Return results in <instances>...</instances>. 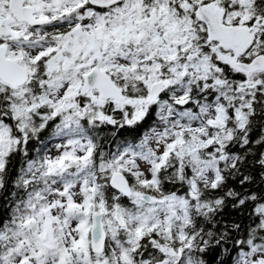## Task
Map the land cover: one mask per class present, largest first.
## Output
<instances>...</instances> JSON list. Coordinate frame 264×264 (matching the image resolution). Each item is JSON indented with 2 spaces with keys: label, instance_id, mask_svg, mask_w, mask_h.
<instances>
[{
  "label": "snow or ice",
  "instance_id": "6c2138e0",
  "mask_svg": "<svg viewBox=\"0 0 264 264\" xmlns=\"http://www.w3.org/2000/svg\"><path fill=\"white\" fill-rule=\"evenodd\" d=\"M0 264H264V0H0Z\"/></svg>",
  "mask_w": 264,
  "mask_h": 264
}]
</instances>
